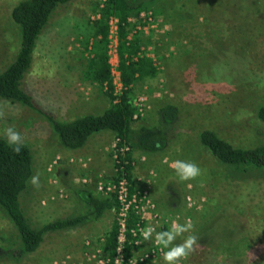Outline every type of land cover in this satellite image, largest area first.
<instances>
[{"label":"rangeland","instance_id":"obj_1","mask_svg":"<svg viewBox=\"0 0 264 264\" xmlns=\"http://www.w3.org/2000/svg\"><path fill=\"white\" fill-rule=\"evenodd\" d=\"M18 1L0 0V70L19 47L20 30L10 15ZM142 1L140 22L129 20L145 36L146 53L159 73L134 86L140 115L135 126L145 129L140 142L155 135L151 128L161 127L164 143L155 152L145 147L132 152L131 186L140 196L132 204L141 215L136 226L151 223L164 231L173 220L183 224L190 219L194 228L184 236L195 235L198 247L183 264H264V176L227 177L228 169L198 141L204 128L234 146L264 141V125L256 118L257 107L264 104V16L246 13L245 0ZM103 2L71 0L58 6L36 42L22 87L60 121L99 115L110 105L105 87L83 75L97 55L106 54L114 91H121L117 20L100 21L108 25L107 42L92 36ZM246 32L253 39L244 47ZM166 103L179 107L174 120L167 121L160 111ZM0 113V137L6 138L8 127L20 132L32 154V176L39 174L40 187L29 182L20 199L33 226L86 213L91 194L113 196L105 189L115 181L112 131L97 132L88 150L77 151L61 146L39 112L0 99ZM178 159L196 163L202 175L179 181L170 167ZM113 218L109 211L76 228L47 233L36 251L19 255L17 231L0 210V264H105L101 246ZM140 231L132 235L131 264L151 249L157 252L148 264H164L161 249L144 241Z\"/></svg>","mask_w":264,"mask_h":264},{"label":"trees","instance_id":"obj_2","mask_svg":"<svg viewBox=\"0 0 264 264\" xmlns=\"http://www.w3.org/2000/svg\"><path fill=\"white\" fill-rule=\"evenodd\" d=\"M71 0H19L11 9V18L20 30V43L13 60L0 70V99L12 103H19L31 110L43 114L52 124L53 130L62 147L66 149L81 148L88 137L94 133L108 130L112 131L118 140V146L127 147L126 150H117L118 162H114L113 179L118 181L127 179L129 191H133L132 168L135 159L133 150L147 148L150 152L157 151L164 143V132L161 127L150 130L155 135L146 136L140 142L138 137L144 128H137L136 121L140 118L137 109V97L134 86L139 82H148L158 76L159 69L154 59L146 53V38L141 31H134V22L130 17L140 22V12L143 10L142 0H104L100 9L101 18L93 20L96 25L95 39L102 36L107 42L108 25L100 23L101 19L117 20V55L119 81L121 91L116 94L111 78V69L105 53L97 55L91 64L83 71L86 79L105 87L104 93L109 98V106L99 115L83 114L67 121L56 119L53 114L44 110L26 92L23 81L33 64V54L38 37L50 23V19L58 6L66 5ZM150 2L155 0H149ZM244 1V0H243ZM246 13L255 11L264 16V0H245ZM264 26V23H263ZM246 32L242 43L247 45L253 38ZM247 38V40H245ZM99 39L95 40L98 42ZM247 48V47H246ZM227 62H229L227 60ZM229 66V64L227 65ZM167 121L174 120L179 115V107L166 103L160 110ZM256 118L264 125V104L256 109ZM198 141L205 147L213 158L228 169L227 177L255 172L264 176V141L250 147L234 146L223 139L212 129L204 128L198 132ZM33 175L32 154L28 145L23 142L21 152L16 154L8 145L7 139L0 137V210L13 224L19 238L18 254H29L36 251L45 235L50 232L73 229L83 225L91 219H98L106 212L113 211L114 218L109 230L104 233L101 248L107 261L105 264H114L118 247L120 224L118 221L119 202L113 196H89L87 212L77 216L58 218L35 227L27 218L20 199L25 194ZM140 216L133 207L127 210L124 226V242L122 246L121 264H128L131 258L132 232L139 222ZM105 256V257H104ZM148 259L137 260L136 264H148Z\"/></svg>","mask_w":264,"mask_h":264},{"label":"clouds","instance_id":"obj_3","mask_svg":"<svg viewBox=\"0 0 264 264\" xmlns=\"http://www.w3.org/2000/svg\"><path fill=\"white\" fill-rule=\"evenodd\" d=\"M2 117L3 113H0V118ZM4 135L12 151L19 154L23 144L21 133L16 131L14 127H8ZM170 167L181 182L196 180L202 175V169L191 161L178 159L173 161ZM30 183L35 188H39V174L32 176ZM193 228L194 225L190 219L186 220L183 224L179 223L178 220H173L170 228L167 230L157 231L156 227L150 223L141 229L140 234L144 241H153L161 249L164 264H183L198 247V240L195 235L189 234L186 237L184 236L185 233H191ZM178 238H181L180 243H176ZM116 264H120L119 259Z\"/></svg>","mask_w":264,"mask_h":264},{"label":"built area","instance_id":"obj_4","mask_svg":"<svg viewBox=\"0 0 264 264\" xmlns=\"http://www.w3.org/2000/svg\"><path fill=\"white\" fill-rule=\"evenodd\" d=\"M117 146H118V140H117ZM126 149H127V147H125V146L115 148V151H114V161L115 162H118L117 155H116L117 150L123 151ZM98 188L102 189V186H98ZM105 189L107 191H110V190L114 191L115 192V198L119 202V212H118L117 217H118V221L120 224V230H119L120 232L118 235V243H119L118 247H117V253L118 254L115 257L114 264H116L118 259L120 260V264H121V262L123 261V258H122V253H121L122 250H120V249H122L123 242H124V235L123 234H124L126 213L130 207H134L132 204H135L134 202L139 200L140 196H138L136 194V192L131 193L129 191L128 181L124 177L120 178L118 181H113V183H111V185L105 186ZM133 209L135 210V208H133ZM140 219H141V215H140ZM138 230H141L140 226H137L136 228L132 229L131 232L133 235H135L134 233L137 232ZM122 237H123V241H121ZM156 252L157 251H155V249H151L150 251L145 252L144 255L140 256L138 258V260L142 261L144 259H149L150 257L155 256L154 254ZM131 263H133V261L131 259H129L128 264H131Z\"/></svg>","mask_w":264,"mask_h":264},{"label":"crops","instance_id":"obj_5","mask_svg":"<svg viewBox=\"0 0 264 264\" xmlns=\"http://www.w3.org/2000/svg\"><path fill=\"white\" fill-rule=\"evenodd\" d=\"M100 133V132H99ZM98 133H94V134H92V136L90 135L89 137H88V139H87V141H86V143L81 147V148H78L77 149V151H82V150H88V149H86L87 148V146L90 144V142L89 141H91V139H90V137H94L95 135H97ZM99 150H96V152H98ZM95 154H98V153H95ZM98 157V156H97ZM96 160V159H95Z\"/></svg>","mask_w":264,"mask_h":264}]
</instances>
